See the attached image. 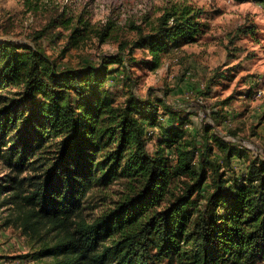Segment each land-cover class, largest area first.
Here are the masks:
<instances>
[{
  "label": "trees",
  "instance_id": "obj_1",
  "mask_svg": "<svg viewBox=\"0 0 264 264\" xmlns=\"http://www.w3.org/2000/svg\"><path fill=\"white\" fill-rule=\"evenodd\" d=\"M201 13L174 6L120 49H145L155 70L169 51L199 40ZM72 22L51 19L34 45L0 40V207L34 241L30 257L37 264H264V158L207 125L197 147L188 117L161 99L126 89L117 102L109 82L120 70L125 79L122 53L60 67L38 41L59 23L71 32L63 52L76 46L72 39L90 29L81 16ZM113 185L119 197L103 208Z\"/></svg>",
  "mask_w": 264,
  "mask_h": 264
},
{
  "label": "rangeland",
  "instance_id": "obj_2",
  "mask_svg": "<svg viewBox=\"0 0 264 264\" xmlns=\"http://www.w3.org/2000/svg\"><path fill=\"white\" fill-rule=\"evenodd\" d=\"M174 6L202 11L206 28L197 42L169 51L155 70L145 64L151 61L145 49H120L141 33L147 35ZM79 16L90 30L72 39L76 46L63 52L71 32L59 23L38 41L60 67L97 63L103 56L122 53L125 79L121 81L120 70L109 82L117 102L123 101L126 89L138 97L161 99L188 117L187 129L197 147L201 129L207 125L250 157L264 158V4L253 0H0V40L34 45V33L51 19L71 18L72 27ZM129 54L135 62L127 61ZM258 89L262 90L259 96ZM148 136L146 147L153 153L158 135ZM245 164L243 159L234 162L236 169ZM5 173L0 164V177ZM119 189L118 185L109 188L110 198L102 202L103 208L118 199ZM9 213L7 207H0V264H37L30 257L34 241L9 222Z\"/></svg>",
  "mask_w": 264,
  "mask_h": 264
},
{
  "label": "built area",
  "instance_id": "obj_3",
  "mask_svg": "<svg viewBox=\"0 0 264 264\" xmlns=\"http://www.w3.org/2000/svg\"><path fill=\"white\" fill-rule=\"evenodd\" d=\"M261 94H262V90L261 89H258L256 95L259 96Z\"/></svg>",
  "mask_w": 264,
  "mask_h": 264
}]
</instances>
